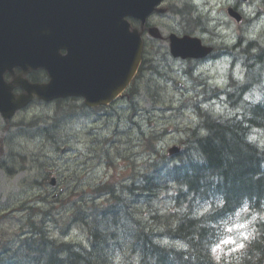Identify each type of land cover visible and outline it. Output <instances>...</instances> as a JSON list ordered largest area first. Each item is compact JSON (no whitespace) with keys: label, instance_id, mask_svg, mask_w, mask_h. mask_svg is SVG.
Listing matches in <instances>:
<instances>
[{"label":"clouds","instance_id":"obj_1","mask_svg":"<svg viewBox=\"0 0 264 264\" xmlns=\"http://www.w3.org/2000/svg\"><path fill=\"white\" fill-rule=\"evenodd\" d=\"M190 7V15L193 20L199 19L200 23L191 28V34L195 37L192 41L199 47L207 50L203 57L184 56L179 53H162L161 68L171 79L165 83H160L168 89H172L173 82L182 89H187L184 99L192 98L194 93H199L200 88L196 87L197 82L202 81L209 89L219 90L221 95L218 101L211 104L204 103L201 107L211 112L213 119L220 124L232 121H243L253 119L251 108L264 106V79L260 83L252 84L243 94L241 104L230 107L227 102V95L248 84V72L253 71L264 77V61H248L247 54L243 52L244 47L251 41L258 46L250 49L255 56L264 49V0H185ZM183 6V5H181ZM235 10L239 15L230 14L229 10ZM232 12V11H231ZM243 19H240V18ZM170 31L177 34H184L188 26L183 17H173L170 19ZM244 37L243 43L238 45V40ZM203 86V85H201ZM194 89V91H193ZM181 95L176 94L177 101L181 100ZM196 96L195 99H199ZM188 114L191 116L192 127L197 129V135L201 139H207L212 133L205 127H198L200 120L195 115L194 109L189 107ZM80 127L79 124L76 125ZM247 131L243 134V143L255 150L259 160V168L264 172V125L244 124ZM219 143V141H214ZM77 147H80L77 145ZM161 147V145H157ZM186 154L182 159L167 158L159 164L167 162L171 168L174 165L189 162L197 165H206L208 157L200 149L198 144L186 146ZM224 168L228 162L234 160L232 155L224 153ZM208 178L219 185L223 183L224 177L220 174H212L210 169L204 171ZM260 173H257L259 176ZM176 184V182H171ZM183 191L187 192L189 186L185 183ZM177 193L173 192L172 195ZM124 195L132 199L130 192L125 191ZM255 197L243 196L240 202L231 211L219 216L215 221H210L212 235L204 242V254L208 257L209 264H244L245 261H255L260 258V253L254 251V242L264 240V205L257 209L253 201ZM227 204V198L222 192H217L211 199L198 203L189 219L199 221L205 214H215L218 210H223ZM178 211L183 215L187 213L186 208ZM131 225L127 217L121 216V224ZM180 221L174 223L177 226ZM152 244L155 251H144L135 249L129 253L130 259L124 255L122 248L117 245L104 244V264H181L187 262L190 257L188 253L192 250L187 240L173 239L170 236L154 237ZM90 251H95L91 245H87ZM82 253L80 248L73 249ZM163 255V259L161 256ZM57 259L64 261L68 258L67 251L56 253ZM50 255L37 254L35 251L24 245L17 247L14 251L3 252L0 250V264H49Z\"/></svg>","mask_w":264,"mask_h":264},{"label":"trees","instance_id":"obj_2","mask_svg":"<svg viewBox=\"0 0 264 264\" xmlns=\"http://www.w3.org/2000/svg\"><path fill=\"white\" fill-rule=\"evenodd\" d=\"M185 32L191 33L190 30ZM243 41L244 39H241L237 46ZM254 46L258 45L256 42L251 41L243 49V52L247 54L246 63L255 60L264 61V49L261 50L259 55L254 56L250 52V49ZM250 76L251 71L248 72V79ZM252 76L257 78L256 82L258 83L264 79L258 73ZM42 77H44V73L37 72L31 75V80L38 82L41 81ZM252 84H255V82ZM247 89L243 86L236 97L227 95V102L230 107L236 108L241 104L242 95ZM148 94L155 103V91H148ZM193 106L201 122L198 127L207 128L212 136L201 139L197 135V129L191 128L186 138L181 139L183 150L175 156V159H182L186 154V146L198 144L208 157L206 165L201 166L189 162L169 168L167 162L159 164L161 160L166 158L156 157L147 165L143 174L125 188L126 191L130 192L132 199L126 197L123 193V195L120 194L115 183L104 187L103 191L97 188L98 194H107L102 203L92 204L89 207L85 206V203L80 204L75 206L73 213H71L73 222L81 223L86 227L89 245L94 250L96 249L95 251H90L88 247L81 245L58 243L50 239L40 226L39 229L31 233L30 237L20 242L17 247L24 245L37 254L50 255L49 264H104V253L102 252L104 244L120 246L124 255L129 256L132 249L137 248L144 251H155L152 239L154 237L170 236L173 239L187 240L191 245L192 250L188 253L190 259L187 262L182 261L181 264H209L208 257L204 254V242L210 239L213 231L208 226L209 222L215 221L219 216L231 211L243 196L255 197L253 204L257 209L264 205V172L259 168V160L255 150L245 145L242 139L243 134L247 131L244 127L245 123L264 125V106L251 108L254 117L251 120L245 117L243 121H237L233 118L232 121L224 124H220L213 119L211 112L199 109L196 104ZM4 123L3 126L0 123V129L9 134L14 124ZM54 127L55 124L42 128L38 127L36 135L46 137V139L44 138L46 142H54L52 139ZM19 130L21 133L25 132L24 127ZM6 133L4 136H0V153H2V147L8 137ZM156 138V135L150 134L143 142L144 150L150 153L151 156L155 153ZM214 141H219V143L217 144ZM106 150V147H104L98 158L102 157ZM224 153L234 157L233 161L228 162L227 168L223 167L225 163ZM11 155L14 157L12 152ZM22 157H20V168L23 167L25 161V157ZM16 162L15 159L8 156L6 161L0 163V167L3 168V163H6L4 170L8 176H12ZM207 169H210L212 174L222 175L224 177L223 183L217 185L212 182L204 173ZM257 173H260L259 176H257ZM138 180H140V183L135 185ZM171 182H176V184ZM185 183L189 186L187 192H184L182 188ZM173 192L177 194L174 196L172 195ZM217 192H222L227 198V204L223 210H218L212 215L205 214L199 221L188 218L193 209L198 206V203L213 198ZM140 203L143 205L144 210H148H145L148 220H141L139 217L138 206L141 205ZM159 203L164 205L159 206ZM181 208H186L187 213L182 215L178 211ZM30 211L33 213H30V215L35 218L41 209L30 207ZM48 212L46 211L47 214H49ZM121 216L127 217L131 221V225L125 222L124 226L121 227ZM176 221H180V223L174 227ZM29 223L34 224L31 221ZM76 248L82 249L83 252L73 251ZM252 248L261 254L255 264H264V240L254 242ZM60 251L68 252L66 260L60 261L57 259L56 253ZM161 259H163V255ZM244 264H253V261H245Z\"/></svg>","mask_w":264,"mask_h":264},{"label":"water","instance_id":"obj_3","mask_svg":"<svg viewBox=\"0 0 264 264\" xmlns=\"http://www.w3.org/2000/svg\"><path fill=\"white\" fill-rule=\"evenodd\" d=\"M161 1L0 0L1 115L10 118L33 96L44 101L83 97L91 107L110 102L130 83L140 62L141 33L130 31L124 19L143 24ZM193 39L171 37V53L204 56L209 50ZM14 68L22 73L14 76ZM36 69L50 81L29 83L24 76ZM5 72L13 75L12 82L4 81ZM16 86L22 94L12 93Z\"/></svg>","mask_w":264,"mask_h":264},{"label":"rangeland","instance_id":"obj_4","mask_svg":"<svg viewBox=\"0 0 264 264\" xmlns=\"http://www.w3.org/2000/svg\"><path fill=\"white\" fill-rule=\"evenodd\" d=\"M183 9L185 21L191 18V15L188 14L191 9L186 5L183 6ZM170 19V16H167L166 21L162 20L161 22L169 24ZM151 22L162 34L168 35V31L164 28L170 27V24L160 27L159 18H154ZM254 73L251 71L250 79L254 78L252 76ZM150 81L159 86L158 83L161 80L158 77H153ZM252 83L249 81V85L246 87H251ZM148 89L151 92L156 90L158 104L152 103L146 94H139L136 96L135 105L129 107L128 111L121 105L122 110H120L119 116L114 117L115 115H113L109 120L107 118H101L98 121L84 119L81 117L78 106L72 102L59 104L35 102L31 107L19 112L14 117L12 121L15 123H28L32 119L39 118L49 122L48 124L44 123L45 125L55 124L52 139L54 143H59L56 146H51L46 142V137L44 139L43 136H36L35 129L32 128L31 133L34 137H18L10 147L5 148H13L14 151L25 154L29 163L25 165V170L12 177H7L0 169V216H5L0 220V238L3 241L11 240L20 234L24 227L25 217L23 212H17V208L39 194L42 197H48L50 206L55 209L53 220L45 223L50 237L58 241L87 245L85 229L73 225L66 233L63 226L69 221L73 209V204L66 203L68 197H72V201L80 203L91 197L92 190L90 188L96 185L95 183L101 184L111 179L116 182L124 181L130 177L132 172H140L144 168L145 161L149 158V154L141 145L145 136L157 133L160 139L157 140L155 148L164 150L168 144L178 143L192 127L191 116L187 112L188 108H182L183 106L177 103L169 104L171 94H164V90L161 91L153 84H150ZM238 92L237 88L231 93V97H236ZM173 93L175 97L176 94L183 97L182 93L178 91ZM200 108L203 109L201 106ZM131 113L132 119L130 120ZM120 117L121 120H119ZM106 120L107 127L104 123ZM119 121L122 122L119 129L115 131L114 124L117 125L116 123ZM77 124L80 125L79 128L76 127ZM113 131H115V136L110 137L109 134H112ZM109 141L113 142L116 150L122 154L123 162L118 163L113 159V162L106 164L104 159H95ZM157 145H161V147L158 148ZM59 149L63 151L61 152ZM146 157L148 158L146 159ZM35 161L41 163L38 164ZM43 173L45 175L48 173L47 183L48 179L53 176L58 181L59 187L51 189L48 184L47 187H39L30 183L36 178L40 179ZM69 194L72 195L69 196ZM46 207L44 206V209ZM9 210L10 215L7 214ZM59 227H62L65 235L60 234Z\"/></svg>","mask_w":264,"mask_h":264},{"label":"bare ground","instance_id":"obj_5","mask_svg":"<svg viewBox=\"0 0 264 264\" xmlns=\"http://www.w3.org/2000/svg\"><path fill=\"white\" fill-rule=\"evenodd\" d=\"M197 19H198V18H197ZM261 56H262V54H261ZM253 75H256V72H255ZM248 80L251 81V82H253V83H254V82H255V83H258V82H256V80H257L256 77L251 78V79L249 78ZM247 85H248V84L244 85V87H245V88H248L249 86L246 87ZM242 88H243V86L240 87V88H238V91H240V89H242ZM229 95L231 96V93H230ZM122 118L125 119V117H122ZM119 120H121V117L119 118ZM121 122H122V121H119L118 123H116L117 125L114 124V127L116 128L115 131H117V130L119 129V126H120V123H121ZM105 126L107 127V123L105 124ZM115 131H113L112 134H109L110 137H111V136H115ZM142 134H143V133H142ZM41 136H43V135H41ZM43 137H44V136H43ZM228 137H229V136H228ZM44 138H45V137H44ZM217 148H218V147H217ZM239 153H240V152H239ZM231 166H232V165H231Z\"/></svg>","mask_w":264,"mask_h":264}]
</instances>
